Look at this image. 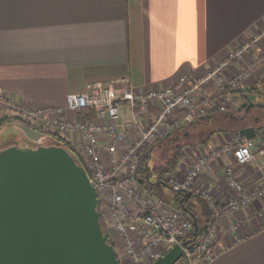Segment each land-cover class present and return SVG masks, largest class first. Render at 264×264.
I'll return each mask as SVG.
<instances>
[{"label": "crops", "instance_id": "crops-1", "mask_svg": "<svg viewBox=\"0 0 264 264\" xmlns=\"http://www.w3.org/2000/svg\"><path fill=\"white\" fill-rule=\"evenodd\" d=\"M263 29L264 0H0V93L13 96L18 103L44 108L65 106L68 94L84 93L93 82L118 84L129 78L138 91L166 87L181 73L203 75ZM263 48L264 36L226 73L246 68ZM207 92L216 106L219 97L212 95L214 87L208 86ZM247 93L255 98L248 99ZM233 94L239 100L236 109H212L195 121L198 124L190 123L173 136V140L187 137L195 141L185 148L177 174H183L210 145L226 142L238 128L254 124L256 114L264 117L262 108L247 112L241 107L264 101V65ZM212 115L221 120L212 121L210 127L216 132L202 144L199 141L204 136L195 134L207 125L199 126V122ZM123 116L130 117L126 107ZM19 122L41 129L14 118L2 125L14 126L17 132L1 149L51 143L50 137L34 140L19 131ZM262 126L263 121L257 126L258 142L253 140L256 137L247 139L259 162L264 161ZM226 161L233 159L226 157ZM237 171L248 188L264 181L257 162L237 167ZM197 185L211 190L219 200L229 193L219 165L213 173L204 172ZM164 187L155 183L151 188L157 193L164 192ZM263 207L264 199H255L227 214L218 236L220 252L206 264H264V218L257 214Z\"/></svg>", "mask_w": 264, "mask_h": 264}, {"label": "built area", "instance_id": "built-area-1", "mask_svg": "<svg viewBox=\"0 0 264 264\" xmlns=\"http://www.w3.org/2000/svg\"><path fill=\"white\" fill-rule=\"evenodd\" d=\"M262 36L264 29L203 75L181 73L172 85L148 91L136 90L129 78L118 84L93 82L84 93L68 94L65 106L44 108L18 103L13 96L0 93V116L39 125L50 136L65 138L89 169L102 224L120 264H151L175 244L192 241L194 219L191 212L160 198L147 180L149 175H137L142 156L155 143L212 109L221 112L236 109L239 100L233 91L264 65V48L260 57L249 61L246 68L232 75L226 69ZM210 85L214 87L212 95L219 97L216 106L207 97ZM125 107L130 112L129 118L123 116ZM260 134L264 137V126ZM226 157L233 161H226ZM253 162L264 171V161L259 162L247 138L236 133L230 140L204 149L183 174L175 170L165 177V183L159 184L201 195L212 211L213 218L204 233L189 243L191 247L182 246L183 254L175 264L213 261L220 252L218 236L223 218L251 205L255 199H264V181L248 188L237 171V167ZM216 165L222 168L229 190L223 200L197 185L201 175L213 173ZM257 214L264 218V207Z\"/></svg>", "mask_w": 264, "mask_h": 264}, {"label": "water", "instance_id": "water-1", "mask_svg": "<svg viewBox=\"0 0 264 264\" xmlns=\"http://www.w3.org/2000/svg\"><path fill=\"white\" fill-rule=\"evenodd\" d=\"M241 107L247 112L264 109V101ZM261 123L256 116L254 124L236 132L252 139ZM147 180L155 184L149 176ZM191 215L197 235L198 220ZM192 241L175 244L151 264H175L182 246L191 247ZM0 264H120L88 171L64 145L13 144L0 149Z\"/></svg>", "mask_w": 264, "mask_h": 264}, {"label": "trees", "instance_id": "trees-1", "mask_svg": "<svg viewBox=\"0 0 264 264\" xmlns=\"http://www.w3.org/2000/svg\"><path fill=\"white\" fill-rule=\"evenodd\" d=\"M235 92V90H234ZM13 118L11 117H3L0 118V127L3 124L9 123ZM221 120V116H205L201 122H199V126L201 124L207 125V127H201L199 128V132L196 133L195 135L204 136V139H199L202 144L207 143V139L210 138V135L216 132L213 128L210 127L212 124L213 120ZM192 125L198 124L196 122H192ZM185 128V127H183ZM182 128L175 130L169 137H167L165 140L160 141L159 143H155L153 147L156 145H161V146H166L168 142L170 143V148L168 152H164V162H162L160 165H155L152 166V160H153V155H152V149L153 147L148 150L143 156L141 163L139 165V169L137 172L138 176L146 177L147 175L152 176L153 174L155 175V178L160 182V183H165V177L175 171L180 163V160L185 156V148L189 146L191 143L195 142L193 140L188 139L187 137L179 138L178 140H173L176 134H178L179 131H181ZM51 138V143H57V144H62L65 147H67L71 153L75 156V158L85 166V168L89 171L81 157L76 153L75 149L71 146V144L62 137L59 136H50ZM193 139V138H192ZM168 153V154H167ZM187 191L182 190V191H175L170 189L169 194L167 195L166 198H163L161 195L162 193L157 192V195L165 200L166 202L170 203L171 205L182 209L186 208L189 212L193 213L197 220H198V225H199V230L198 234H195V229L190 234L191 240L195 241L197 240L205 231L204 226L208 224L212 220V211L210 207L208 206L206 200L199 194H196L194 192H191V195L186 193ZM195 196V197H194ZM104 227V223H103Z\"/></svg>", "mask_w": 264, "mask_h": 264}, {"label": "rangeland", "instance_id": "rangeland-1", "mask_svg": "<svg viewBox=\"0 0 264 264\" xmlns=\"http://www.w3.org/2000/svg\"><path fill=\"white\" fill-rule=\"evenodd\" d=\"M247 98L252 100L255 98V95L252 94V93H247ZM264 111V110H263ZM11 118V117H10ZM13 118V117H12ZM14 119V118H13ZM262 121L264 123V117H262ZM20 124V128H17L19 131L20 129H22L23 131H25L29 136L33 137L34 140H40V139H44L46 140L48 137H50V135H48L46 132L42 131L41 129H37L33 126H28L22 122H19ZM14 132H17L16 129L14 128V126H11V125H5V126H1L0 127V146L8 141H10L12 138H13V134ZM42 139V140H43ZM258 137L254 138V142H258ZM192 140V139H191ZM38 142V141H37ZM21 146L23 147H27L28 144L25 143V142H21L20 143ZM39 144V143H38ZM170 143L168 142V144L164 147V146H160V145H156L155 146V149L154 151H152V155H153V160H152V166H157V165H160L162 162H164V152H168L170 153L169 151V148H170ZM28 148V147H27ZM1 149V148H0ZM167 153V154H168ZM152 179L153 180H156L155 178V175L153 174L152 176ZM145 185V184H143ZM164 192H166L167 194H169V188L168 187H164ZM160 192V191H159ZM164 192H160L162 193L161 195L163 196V198H166L167 195L164 193ZM157 194V193H156Z\"/></svg>", "mask_w": 264, "mask_h": 264}, {"label": "flooded vegetation", "instance_id": "flooded-vegetation-1", "mask_svg": "<svg viewBox=\"0 0 264 264\" xmlns=\"http://www.w3.org/2000/svg\"><path fill=\"white\" fill-rule=\"evenodd\" d=\"M263 110H264V109H263ZM263 114H264V111H263ZM256 116L258 117V115H257V114H256ZM151 180H152L153 182H156V180H153V179H152V177H151Z\"/></svg>", "mask_w": 264, "mask_h": 264}]
</instances>
